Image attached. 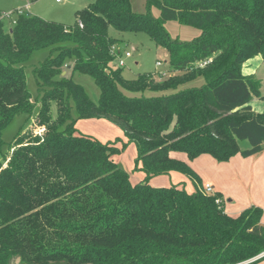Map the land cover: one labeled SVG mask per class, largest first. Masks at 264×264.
Masks as SVG:
<instances>
[{
	"label": "trees",
	"instance_id": "trees-1",
	"mask_svg": "<svg viewBox=\"0 0 264 264\" xmlns=\"http://www.w3.org/2000/svg\"><path fill=\"white\" fill-rule=\"evenodd\" d=\"M158 18L133 12L130 0H91L72 26L17 12L6 32L0 11V156L2 132L35 104L23 64L38 50L50 55L32 72L37 84L33 126L16 135L0 169V264H257L264 260L262 210L227 215L219 193L202 191L199 177L175 159L210 156L216 162L263 150L264 99L259 82L241 72L264 64V0H147ZM176 22L200 31L171 41ZM118 32L145 33L168 53V73L125 79L112 65L121 56ZM67 62V63H66ZM71 62L70 75L64 67ZM63 73H65L63 75ZM74 73L99 89L93 103ZM201 78L203 85L186 87ZM145 92L158 94L145 97ZM131 94L133 96H129ZM55 107L56 115H52ZM102 118L134 144L144 179L136 184L113 156L119 148L77 135L72 117ZM249 148L240 150L239 142ZM179 173L193 191L153 187L154 176Z\"/></svg>",
	"mask_w": 264,
	"mask_h": 264
},
{
	"label": "rangeland",
	"instance_id": "rangeland-1",
	"mask_svg": "<svg viewBox=\"0 0 264 264\" xmlns=\"http://www.w3.org/2000/svg\"><path fill=\"white\" fill-rule=\"evenodd\" d=\"M90 2L91 0H60L59 3H56L55 0H0L3 27L6 32L13 27L17 12L28 13L47 22L69 27L75 22V12L85 8ZM130 2L133 12L138 14L148 13L151 17L158 18V8L153 4L148 6L147 0H130ZM164 28L171 41H190L200 34L197 29L186 27L176 22H167L164 24ZM108 34L118 41L117 49L120 51L121 60L124 64L121 68L125 79H134L138 75H152L155 79H160V75L168 73L169 57L167 51L163 47L157 46L145 33L118 32L113 28H109ZM125 53H129L130 56L125 58ZM49 55L50 53L47 49L35 51L29 60L23 64L27 89L35 107L29 118L25 115L16 116L2 132L1 140L3 146L1 151L7 156H0V169L5 167L6 162L9 160L12 149L8 150V147L18 133H24L29 129H33L36 136L45 133L44 127L36 128L32 124L38 109V104L36 103L37 84L32 70L42 64ZM157 63H160V65L157 66ZM112 65L119 67L118 58L115 59ZM70 67L71 62L64 67L68 76L71 73ZM241 72L244 76L252 77L259 82L260 94L264 96V64L261 58L257 56L243 63ZM72 80L84 89L93 103L97 102L99 89L91 77L74 73ZM203 83V80L198 78L186 87H199ZM128 95L133 96L131 94ZM144 96L156 97L158 94L145 92ZM249 105L254 112L264 113V99L254 98ZM71 114L75 119L74 128L77 135L91 137L100 143L111 144L119 148V152L113 156V160L128 173L129 181L132 184L144 179L137 149L134 144L127 143L121 129L102 118L76 119L73 107ZM52 115L53 117L56 115L55 107H52ZM239 148L240 150L248 149L249 144L246 141H240ZM237 156L241 155L237 154ZM261 156H264V153ZM174 157L186 163L199 177L202 191H204V185L206 184L213 187V193L214 190L221 191L223 193L221 196L223 204L241 209L249 203H255V201L261 203L263 201L264 169L258 168V164L254 161L260 155H256L253 159L242 156L233 157L229 161L222 163L216 162L210 156H201L193 161H190L184 153H175ZM148 183L153 187L178 186L183 187L188 193L193 191L191 178L175 172L169 175L154 176L149 179Z\"/></svg>",
	"mask_w": 264,
	"mask_h": 264
},
{
	"label": "crops",
	"instance_id": "crops-1",
	"mask_svg": "<svg viewBox=\"0 0 264 264\" xmlns=\"http://www.w3.org/2000/svg\"><path fill=\"white\" fill-rule=\"evenodd\" d=\"M56 3H59V2H56ZM264 153V146H263V150L262 152H260L258 155H260L259 158H257V160H254L257 165L258 168L260 169H264V156H261L262 154ZM240 155V154H239ZM256 155L254 156H251L250 158L248 157V159H253ZM234 157H241V156H237L235 155ZM200 158V157H199ZM233 158V157H232ZM231 158V159H232ZM198 159V158H197ZM196 160V159H195ZM242 161H247V160H242ZM212 187V186H211ZM213 189V187H212ZM214 193H219L221 196H222V192L221 191H215L214 190ZM262 196H263V201L260 203L259 201H255V203H249L247 204L246 206H244L243 208L239 209L237 207H232L231 205H226V204H223V209L225 211V213L231 217H236L237 215H239L240 212H242L244 209H247L249 207H258L262 210V217H261V221H260V224L264 225V192L262 193ZM231 202V201H230ZM254 260H251V261H248L247 263L249 262H252ZM245 263V264H247ZM257 264H264V260L263 261H260L259 263Z\"/></svg>",
	"mask_w": 264,
	"mask_h": 264
},
{
	"label": "built area",
	"instance_id": "built-area-1",
	"mask_svg": "<svg viewBox=\"0 0 264 264\" xmlns=\"http://www.w3.org/2000/svg\"><path fill=\"white\" fill-rule=\"evenodd\" d=\"M55 2H60V0H55ZM14 24H15V21H13V25ZM129 56H130L129 53H125V55H124L125 58H128ZM118 65H119V67H123V65H124L123 61L121 60V56L118 57ZM159 65H160V63H157V66H159ZM204 192L207 194H212L213 189L209 184H206V185H204ZM262 256H264V253L261 254L260 256H258L257 258L262 257Z\"/></svg>",
	"mask_w": 264,
	"mask_h": 264
}]
</instances>
